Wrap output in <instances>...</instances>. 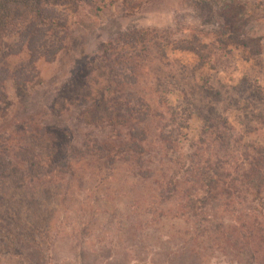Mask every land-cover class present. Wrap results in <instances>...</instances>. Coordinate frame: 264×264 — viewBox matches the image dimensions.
I'll return each instance as SVG.
<instances>
[{"label": "rangeland", "instance_id": "rangeland-1", "mask_svg": "<svg viewBox=\"0 0 264 264\" xmlns=\"http://www.w3.org/2000/svg\"><path fill=\"white\" fill-rule=\"evenodd\" d=\"M218 3L217 19L232 30L241 28L262 36L260 55H253L249 48L230 46L218 52L213 63L200 68H196L198 58L189 51L163 46L161 56L164 40H152L154 30L162 36L170 31L172 39L192 34L205 43L213 39L217 21L199 24L190 0H101L98 10L80 2L62 4L57 9L67 18L65 49L54 57L31 63L25 50L4 56L0 49V67L11 71L0 87V224L10 231L11 241L9 244L6 230L0 227V264H31V259L39 264H190L179 253H171L183 247L195 249L193 264L250 262L245 253L236 256L226 245L215 244L212 232H206L209 236L205 228L195 230L187 219L171 212L160 219L144 214L146 197L142 195L151 197L147 195L149 187L145 191L137 180L123 178L125 162L114 161L111 167L118 170L108 178L107 168L85 160L98 156L95 148L107 143L108 130L92 127L93 122H78L84 105L73 106L77 95L93 91L95 68L107 76L95 62L97 45L127 30L140 29L148 33L130 49L149 50V59L135 70L137 81L123 86V92L136 98L145 95L156 113L144 128L152 151L148 156L165 153L155 141L162 127L174 141L167 144L164 161L177 156L186 159L189 145L201 136L205 124L202 112L208 107L227 118L244 140L251 139L243 121L250 120L246 114L264 107V98L256 99L258 91L264 96V0ZM230 3L227 12L223 7ZM16 42L12 37L4 42V48L14 49ZM17 70L31 75L32 81L17 84L13 76ZM234 98L238 101L228 102ZM113 105L102 104L94 118L117 113ZM212 111H207L211 117L208 125L215 115ZM63 133L68 134L67 139ZM67 141L68 148H62L61 143ZM47 155L53 157L51 162ZM150 165L158 167L160 163ZM160 207L169 209L166 203ZM211 213V221L203 222L204 227L232 222L220 210ZM191 239H202L203 246L191 245ZM23 244L24 252L19 250Z\"/></svg>", "mask_w": 264, "mask_h": 264}, {"label": "trees", "instance_id": "trees-1", "mask_svg": "<svg viewBox=\"0 0 264 264\" xmlns=\"http://www.w3.org/2000/svg\"><path fill=\"white\" fill-rule=\"evenodd\" d=\"M100 1L0 0V49L3 55L17 54L25 50L30 56L31 63L41 58L54 57L65 49L67 32V18L57 7L70 2H80L98 10ZM190 2L199 24H214L213 22L217 21L215 22L217 27L212 29L213 39L205 43L196 34L189 38L172 39L169 37L170 31H166L162 36V32L155 33L154 30V35L151 34L150 38L164 40V45L159 42V45H162L159 51L161 56L163 46L189 51L198 58L196 68H200L213 63L218 52L230 46L249 48L256 56L261 54L262 45L259 42L261 35L248 34L241 28L232 30L228 23L217 19L218 0ZM223 8L228 12L232 8L231 3L224 5ZM262 16L264 17V13ZM144 32L140 29L127 30L124 34L97 45L98 56L95 62L107 76L100 75L95 68L93 91L87 95L81 92L73 106L83 104L84 107L77 116L78 122L88 125L93 122L94 128H107L108 141L95 148V151H98L97 157L85 160H90L99 168H107L108 178L114 177V172L118 170L111 167L114 161L118 159L125 162L127 169L124 170L123 178L137 180L140 189L145 191L146 186L149 187L147 195L151 197L142 195L146 197L144 214L149 212L160 219L162 215L171 212L173 216L191 221L196 227L195 230L205 228L203 230L205 235L212 236L206 233L212 232L211 240L219 246L226 245L236 256L238 252L248 255L250 262L247 264H264V107L246 114L250 120L243 121L245 131L247 130L248 136L251 135V139L244 140L242 133L239 134L227 118L217 109L208 107L202 112L205 124L202 126L201 136L189 145L191 151L186 154V159L177 156L174 159L168 157L164 161L163 158L167 157L169 148L167 144L172 145L174 141L171 139L170 131H163L162 127L155 141L165 153L162 156H148L152 151L148 147L147 131L144 128L147 119L156 116V113L151 105L147 104L145 95L140 94L136 98L129 92H123V86L137 81L135 70L143 67L144 61L149 59V50L142 48L143 46L139 50L130 49L135 48L138 39L148 33ZM12 37H16V47L8 51L4 48V42ZM124 46H128L129 49H124ZM9 72L11 71L8 67H0V87ZM16 72L21 73L15 75ZM13 76L18 79L17 84L32 81L31 75L22 71H15ZM100 82H103L101 87L98 86ZM258 98L260 100L264 98L259 91L256 99ZM232 101L236 102L238 98L228 99V102ZM107 103L114 104L117 113H109L96 120L93 114L100 110L102 104L107 106ZM211 109L215 115L212 117L211 125H208L206 122L211 117L207 111L211 112ZM50 111L56 113L54 108ZM63 138L67 139L68 134L63 133ZM69 142L61 143V147L67 149ZM47 159L51 162L53 157L47 155ZM154 161L160 165L158 167L150 165ZM64 165L70 167L68 162ZM164 166L167 168L164 169ZM164 203L169 209L160 207ZM217 210L229 215L232 222L222 221L204 227L203 222L210 223L208 216ZM3 222L10 226L4 219ZM0 227L6 230L10 244V231L2 224ZM203 242L202 239H191L190 244L199 245L201 248ZM24 246L21 245L19 250L23 251ZM182 249L171 253L174 255L175 252L179 253L193 264L192 257H197L195 249L185 247ZM31 264H39V261L31 259ZM185 264H189L188 261Z\"/></svg>", "mask_w": 264, "mask_h": 264}]
</instances>
